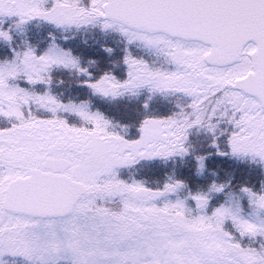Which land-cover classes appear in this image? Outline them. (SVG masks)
Here are the masks:
<instances>
[{"label": "snow or ice", "instance_id": "obj_1", "mask_svg": "<svg viewBox=\"0 0 264 264\" xmlns=\"http://www.w3.org/2000/svg\"><path fill=\"white\" fill-rule=\"evenodd\" d=\"M0 17L15 18L8 28L0 20L9 46L14 28L33 20L118 33L126 66L124 79L94 76L56 44L39 56L30 45L13 48L0 61V264H264V179L257 188L233 183L236 169L223 180L212 171L192 192L175 175L151 188L116 171L183 160L193 133L204 131L215 151L194 156L198 175L214 158L264 175V0H0ZM58 68L83 75L79 86L105 99L143 94L122 125L135 135L85 102L59 100L51 92ZM177 94L186 101L177 110L152 114L157 98Z\"/></svg>", "mask_w": 264, "mask_h": 264}, {"label": "rangeland", "instance_id": "obj_2", "mask_svg": "<svg viewBox=\"0 0 264 264\" xmlns=\"http://www.w3.org/2000/svg\"><path fill=\"white\" fill-rule=\"evenodd\" d=\"M50 6V5H49ZM7 17H0V20L5 21ZM42 23L43 27L34 28L30 30L27 28V25ZM24 25L25 28L22 31V28H14L12 32L13 40L11 46L0 41V61L10 60L12 59L13 53L12 49L15 48L17 50H23L26 46H32L36 50V55L39 56L43 53L47 48L52 44L59 45L65 49H71L74 54H76L80 58V63L82 66L88 68L89 72L93 73L94 76L100 75L102 70H111L115 75L120 79H124L126 76V66L122 65L120 60L123 56V48L124 43L122 42V38L118 33H103L98 28H87V33L84 31L86 28H80L77 30L76 28H55L51 24L44 23L42 21L33 20L31 23ZM47 26L54 27L55 29L63 31V33L59 34L55 31H50ZM72 30V32H76L74 34H66L67 31ZM31 33L29 36L28 34ZM51 33V36H49ZM88 38L86 39L87 35ZM82 35V36H79ZM16 38L18 41L16 42ZM119 41L122 43L118 45L117 43L111 41ZM14 42V44H13ZM103 44H107L113 48H115V52L108 56L101 52L100 47ZM129 49L133 53V55L142 57L149 62L157 60V57L144 49L137 48L135 45ZM90 61H96V63H90ZM157 66H159V61H157ZM85 79L83 75L78 74L76 71H66L62 68H58L52 71V85L51 92L61 101L75 102L76 104H80L81 102H85L88 107L92 110H99L104 113V115L112 120V123L116 125V131H118L122 135L133 136L135 133H132L133 127L124 128L122 125L127 124L128 116L127 114L133 113L134 110L139 109L140 101L143 100V94L139 97L137 96H129L125 95L120 99H105L98 95H93L89 89L82 88L79 86V82ZM62 81V82H61ZM22 86H26L21 82ZM35 90L37 92H44L45 87L40 89V86L37 85ZM186 102L184 99L180 98V95L168 97V98H157V104H153V113L155 115H170L172 111L177 110L175 105L177 103ZM164 103L166 107L161 109L158 104ZM105 112H119L118 119L112 118L109 114ZM74 119V120H72ZM68 121L71 123H75L79 125V121L74 117L69 116ZM3 125L0 127H6V122H2ZM70 123V124H71ZM119 129V130H118ZM135 131V130H134ZM224 139L223 137L221 138ZM210 143V136L206 135L204 131L200 133H193L191 138L192 144V152L193 155L185 157L183 160L177 158L175 161L168 160H155V161H142L139 164L145 165L140 170L138 169V165L130 168H120L117 169L118 178L120 179V173L126 170H132L133 174L129 176L128 179L124 181L131 183L133 180L136 181H146L147 178H154L155 184L154 188L158 187L157 185L160 182H164L162 180L166 179V176L175 175L176 178L184 179L189 186V189L192 192H196L197 190L206 187L208 180L212 177L210 173L212 171H216L220 176V179H226L227 177L224 174V170H232L236 169V176L233 180V183L244 182L247 180L250 183H254L255 173H257L260 177L261 170L256 165H249L248 168L246 166L239 165L237 166L235 162L228 161L227 159L214 158V160L210 159L206 162V169L203 172V175H198L197 173V164L194 159L195 155L203 154L208 151H215L214 149L209 148L207 145ZM186 158H189L186 161ZM187 163V164H186ZM154 165V166H153ZM219 165V166H218ZM236 165V166H235ZM134 169L137 171V174H134ZM138 172L140 175H138ZM133 176L135 178H133ZM143 177V178H142ZM149 182H146L148 186ZM162 185V184H161ZM185 193L181 194L183 197ZM222 200V197L215 198L212 200L211 205L214 201L217 203L214 206H218V203ZM191 203V202H190ZM209 211L212 210V207ZM9 259L10 261L20 260V258H11L5 257V259ZM9 261V262H10ZM8 262V263H9ZM15 264H26V262H15Z\"/></svg>", "mask_w": 264, "mask_h": 264}, {"label": "trees", "instance_id": "obj_3", "mask_svg": "<svg viewBox=\"0 0 264 264\" xmlns=\"http://www.w3.org/2000/svg\"><path fill=\"white\" fill-rule=\"evenodd\" d=\"M105 113H106V112H105ZM118 114H119L118 112H110V113H109L110 116H112V117H114V118H117V119H118ZM235 166H236V165H235ZM242 166H246V168L249 167L248 164H244V165H242ZM256 166H257V165H256ZM261 175H262V174H261ZM253 179H254V181L257 180V181L255 182V186H256L257 188H259V186H260V180H261V179H264V175H262V176L260 177L257 173H255V176H254ZM162 181H164V180H162ZM145 182H149V183H148V187H151V188H154V185H156V184H155V180H154V178H152V177L147 178ZM161 184H162V182H160V184H158L157 186H159V185H161ZM216 203H217V202L214 201V202L212 203L211 206H214ZM211 206H210L209 210L211 209ZM245 209H247V202H246V201H245Z\"/></svg>", "mask_w": 264, "mask_h": 264}]
</instances>
